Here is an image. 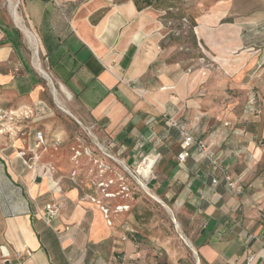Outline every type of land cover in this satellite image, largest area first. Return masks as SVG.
I'll list each match as a JSON object with an SVG mask.
<instances>
[{
    "label": "crops",
    "instance_id": "1",
    "mask_svg": "<svg viewBox=\"0 0 264 264\" xmlns=\"http://www.w3.org/2000/svg\"><path fill=\"white\" fill-rule=\"evenodd\" d=\"M166 1L17 0V6L50 83L71 94L76 122L90 123L130 151L138 146L139 155L160 153L155 192L172 200V221L190 245L170 230L166 241L155 245L153 235L144 246V221L131 219L136 213L144 219V207L125 212L120 226L107 224L98 205L80 199L75 187L64 191L61 178L55 179L59 189L50 188L45 169H32L18 155L32 148L36 125L33 116L19 115L12 128L0 129V247L11 264H129L130 258L178 264L188 246L196 264H246L249 253L251 264H264V142L257 143L264 139V45L249 43L255 33L246 35L264 26V0H174L189 12L211 56L238 48L234 65L221 66L243 101L257 104L260 113L248 119L241 112L198 110L210 99L207 85L200 91L198 85L209 81L166 61ZM5 9L0 0V106L30 111L39 83L48 79L32 64L33 45ZM187 107L192 133L209 145L240 192L231 191L220 173L212 185L207 161L194 152L177 161L182 135L169 121L181 119ZM40 129L50 141L48 129ZM48 201L58 204L59 215L46 222ZM25 247L31 255L18 262L15 251Z\"/></svg>",
    "mask_w": 264,
    "mask_h": 264
},
{
    "label": "rangeland",
    "instance_id": "2",
    "mask_svg": "<svg viewBox=\"0 0 264 264\" xmlns=\"http://www.w3.org/2000/svg\"><path fill=\"white\" fill-rule=\"evenodd\" d=\"M1 1L4 2L6 7L7 19L12 22L13 18L10 15L11 10L7 0ZM15 1L17 4V0ZM15 8L20 15L17 5ZM169 9L165 8V11H170L174 17L171 14H165L166 17L163 19L165 33L163 46L166 48L167 54H169L166 55V61L174 60L180 63L185 71L199 75L201 79L209 81V83L198 85V87L207 85L206 91L210 97L207 102L203 101L200 103L198 110H207L217 114L241 112V116L244 114L246 119L250 116L256 117L260 113L257 104L250 102L249 99L243 101V98L235 92L237 88L231 85L233 83V80H231L232 76L230 75L227 78L228 72L221 66L234 65V56L238 48L228 51L224 56L216 54L211 56L206 51V47L198 40L194 32V21L189 12L182 8L180 4L178 8ZM190 30L195 34L194 44L189 35ZM254 33L258 36L252 38L256 40H250L249 43L264 45V26L261 29L254 26L246 30L248 37H252ZM38 58L43 66L40 55H38ZM45 81L46 83H39L42 88L38 92V99L32 105L34 109L33 117L36 122L35 130L40 128L48 129L50 141H47L46 151L42 153V156L43 154L45 155V160H42V158L40 160L42 164L51 163L54 167L53 177H51L49 171L46 173L49 187L59 189L55 179L61 178V185L64 191L75 187L80 199L90 201L94 205L96 203L91 200L92 197L99 199L100 204L109 209L112 224L118 226L122 225L124 221L126 222L124 220L126 217H123L125 212L133 209L132 212L134 214L137 211H141L142 207H144V219H141L140 214L137 213L131 217L136 222L144 221V246L148 241H153L149 237L153 235H157L154 239L155 245H159L157 240L160 242L166 241L163 240V237L166 232L170 233V230L175 233V237L177 236V238H174L176 241L181 243L185 241L189 244V241L185 239L182 233V229L179 228L180 230L178 229L177 231L175 223L172 221V219L177 218L172 200L162 199L155 192L154 180H157V163L162 158L160 153L158 155V152L148 151L139 155V151H136L139 150L138 146L134 151H130L123 146L112 144L108 138L90 123L81 121L80 124L76 122L73 118L75 111L72 107L70 96L67 97L57 83H50V80H48L49 82ZM54 89L58 99L68 109V112L62 111L56 104L53 96ZM200 90L203 89L200 87ZM197 95L204 97L205 94L199 93ZM0 108L2 107L0 106ZM2 109L5 110L4 108ZM16 109L18 108L12 110ZM13 112L15 113V111ZM188 114L187 107L179 121L185 122L192 129ZM223 124L230 125L229 120ZM11 125L7 120L0 119V129L8 126L12 128ZM57 133H62L64 136L54 135ZM55 139L59 141L55 142ZM53 142L55 143L53 144ZM263 142L264 139L257 141L258 144H263ZM167 144L165 142V145ZM27 155H31V152ZM150 155H157V158L146 173L148 175L142 177L138 173V166L145 157ZM262 165L264 166V159ZM222 166L226 170L223 163ZM141 182L145 184L146 189L142 187ZM240 190L231 191L240 192ZM140 195H144L142 199H139ZM120 208H123V210ZM135 221L133 222L135 223ZM150 233L151 235H149ZM188 247L189 251L185 253L184 258L178 264H196L193 249L191 246ZM14 257L18 262H24V260L18 259L16 254ZM9 259L10 255L9 257H3L2 253H0V264H11Z\"/></svg>",
    "mask_w": 264,
    "mask_h": 264
},
{
    "label": "built area",
    "instance_id": "3",
    "mask_svg": "<svg viewBox=\"0 0 264 264\" xmlns=\"http://www.w3.org/2000/svg\"><path fill=\"white\" fill-rule=\"evenodd\" d=\"M33 114H34L33 109H30V111L26 110L17 114V113H10V111H5L2 108H0V119H5L10 123H12L15 120V118H17L19 115L29 117L30 115L33 116ZM169 126L177 129L182 135V141L180 144L181 149L176 155L177 161L184 162L194 152L195 154H198L207 161L208 164L207 174L210 176V183L212 185H216L219 182L218 173H220L225 184L230 190H236V191L240 190V186H238L236 182L232 179L231 175L226 172V170L222 166V163L218 160L215 153L210 149L208 144L203 139L196 137L192 133L191 128L188 124L179 120H172L169 121ZM34 137H35V142L32 148H28V151L20 150L18 152V155L23 158V162L27 166L29 167L32 166L34 169L37 167L36 168L37 171L45 169V173L49 171L50 175L52 176L54 172V167L51 165V163H47V164L40 163V158L42 157V153L46 151V146H47V139L44 135L43 130L36 129L34 132ZM58 141H59L58 139H55V142ZM55 142H53V144ZM54 147H56V145H54ZM29 152H31V155H27ZM91 200L99 205V208L102 211L107 224H111L112 220L110 218L109 209L105 207L103 204H100L99 199H95L94 197H92ZM120 209L123 210V208ZM58 215H59V206L55 201H48L43 205V217L46 220V222L51 221L53 218H55ZM122 238H125V235ZM0 252L3 254L1 247H0ZM7 254H3V255H7ZM15 254L18 259L26 260L28 259V257H30L31 250L25 247L20 251H15ZM253 259H254V254L249 253L245 259V263L251 264ZM129 264H151V263L147 259L130 258Z\"/></svg>",
    "mask_w": 264,
    "mask_h": 264
},
{
    "label": "bare ground",
    "instance_id": "4",
    "mask_svg": "<svg viewBox=\"0 0 264 264\" xmlns=\"http://www.w3.org/2000/svg\"><path fill=\"white\" fill-rule=\"evenodd\" d=\"M7 3H8V6H9V8H10V10H11V14L10 15H12V18H13V20H14V22L16 23V24H18L19 26H21L23 29H24V32L26 33V35H27V37H28V39H29V41L31 42V44L33 45V60H32V64H34L35 65V67H36V69H37V71L42 75V76H44V77H46L47 79L49 78L48 77V73L46 72V70L43 68V66L41 65V62H40V60H39V58H38V51H37V47H36V41H35V37H34V35L28 30V29H26L25 27H24V25L22 24V21H21V17H20V15L18 14V12H17V10H16V8H15V6L17 5L16 4V1L15 0H7ZM7 5V4H6ZM49 80V79H48ZM49 82V81H48ZM61 86V85H60ZM61 88H62V91L64 92V94L67 96V97H69V96H71V94L63 87V86H61ZM53 96H54V100H55V102H56V104L58 105V107L62 110V111H64V112H68V109L63 105V103L58 99V97H57V93H56V91H55V89H54V91H53ZM26 108V107H25ZM20 112H23V111H20ZM19 112V113H20ZM10 113H14L13 111H10ZM18 114V113H17ZM156 158H157V155H155V156H152V155H150V156H147V157H145L141 162H140V164H139V166H138V173L142 176V177H145V176H147L148 174H146L147 172H148V170L152 167V164L154 163V161L156 160ZM141 185H142V187L143 188H147L146 186H145V184L143 183V182H141ZM153 197H156V196H153ZM156 199H158L157 197H156Z\"/></svg>",
    "mask_w": 264,
    "mask_h": 264
},
{
    "label": "trees",
    "instance_id": "5",
    "mask_svg": "<svg viewBox=\"0 0 264 264\" xmlns=\"http://www.w3.org/2000/svg\"><path fill=\"white\" fill-rule=\"evenodd\" d=\"M135 1L137 2V0H135ZM142 1H144L145 4H149L150 3L149 0H142ZM163 6H164V10L161 13L162 19H164V17H166L165 14H167V15L171 14L172 15V13L170 11H165V8H168V10H170L169 8H171V10H172L173 8H178L179 7V4H178L177 1L167 0L165 3H163ZM189 35L191 36V40H192V42L194 44L195 43V34L193 33L192 30L189 31ZM2 256L3 257H9V253L7 255H3L2 254Z\"/></svg>",
    "mask_w": 264,
    "mask_h": 264
},
{
    "label": "water",
    "instance_id": "6",
    "mask_svg": "<svg viewBox=\"0 0 264 264\" xmlns=\"http://www.w3.org/2000/svg\"><path fill=\"white\" fill-rule=\"evenodd\" d=\"M49 77V76H48Z\"/></svg>",
    "mask_w": 264,
    "mask_h": 264
}]
</instances>
